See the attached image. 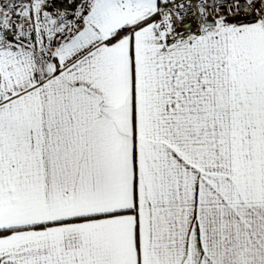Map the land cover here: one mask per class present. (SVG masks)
Returning <instances> with one entry per match:
<instances>
[{
    "label": "snow or ice",
    "instance_id": "6c2138e0",
    "mask_svg": "<svg viewBox=\"0 0 264 264\" xmlns=\"http://www.w3.org/2000/svg\"><path fill=\"white\" fill-rule=\"evenodd\" d=\"M0 264H264V0H0Z\"/></svg>",
    "mask_w": 264,
    "mask_h": 264
}]
</instances>
